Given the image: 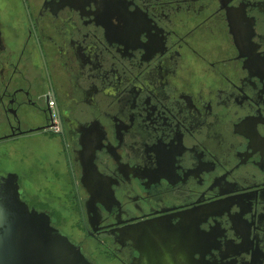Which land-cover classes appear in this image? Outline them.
I'll use <instances>...</instances> for the list:
<instances>
[{
    "label": "flooded vegetation",
    "instance_id": "obj_1",
    "mask_svg": "<svg viewBox=\"0 0 264 264\" xmlns=\"http://www.w3.org/2000/svg\"><path fill=\"white\" fill-rule=\"evenodd\" d=\"M9 173L96 264H264V0H0Z\"/></svg>",
    "mask_w": 264,
    "mask_h": 264
},
{
    "label": "water",
    "instance_id": "obj_2",
    "mask_svg": "<svg viewBox=\"0 0 264 264\" xmlns=\"http://www.w3.org/2000/svg\"><path fill=\"white\" fill-rule=\"evenodd\" d=\"M23 191L18 174L0 176V264H96Z\"/></svg>",
    "mask_w": 264,
    "mask_h": 264
},
{
    "label": "rangeland",
    "instance_id": "obj_3",
    "mask_svg": "<svg viewBox=\"0 0 264 264\" xmlns=\"http://www.w3.org/2000/svg\"><path fill=\"white\" fill-rule=\"evenodd\" d=\"M26 181H27V183H25L24 185L27 188V195L28 196H26L25 199L30 204L31 203L36 204L38 207H40L38 205V203L48 205L52 210H54L55 218L64 228H65V225H69L70 223H73L74 217H72V215L68 213V211H70L69 204H67V202H65L64 198H61V197L57 198L59 196V194L57 193L58 190H57L56 185L49 184L48 186H46V188L53 189L51 192H53L54 194H49V196L47 198H44V199H42V198L36 199V198L32 197L33 185L29 184L28 180H26ZM102 264H115V263L102 261ZM117 264H120V263H117Z\"/></svg>",
    "mask_w": 264,
    "mask_h": 264
}]
</instances>
